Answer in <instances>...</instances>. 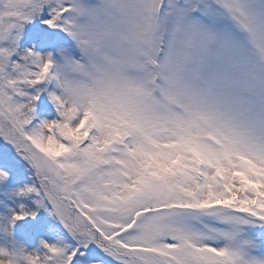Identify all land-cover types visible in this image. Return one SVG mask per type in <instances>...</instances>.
Segmentation results:
<instances>
[{
	"label": "snow or ice",
	"instance_id": "6c2138e0",
	"mask_svg": "<svg viewBox=\"0 0 264 264\" xmlns=\"http://www.w3.org/2000/svg\"><path fill=\"white\" fill-rule=\"evenodd\" d=\"M0 264H264V0H0Z\"/></svg>",
	"mask_w": 264,
	"mask_h": 264
}]
</instances>
